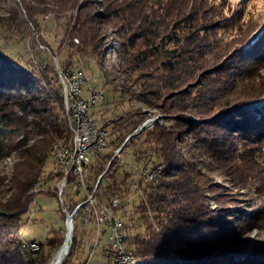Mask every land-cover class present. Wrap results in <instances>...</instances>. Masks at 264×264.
Here are the masks:
<instances>
[{
  "label": "trees",
  "instance_id": "16d2710c",
  "mask_svg": "<svg viewBox=\"0 0 264 264\" xmlns=\"http://www.w3.org/2000/svg\"><path fill=\"white\" fill-rule=\"evenodd\" d=\"M79 1L14 0L8 24L20 19L49 46L42 22L48 15L64 32L58 53L66 50L71 57L60 61L61 68L75 65L74 59L87 67L101 66L104 45L96 16ZM129 1L133 4L112 0L103 16L116 18V48L125 69L136 75L114 89L132 94L141 105L113 117L103 111L96 119L108 128L112 148L96 153L99 159L87 167L88 191L96 189V201L90 208L82 204L73 216L71 249L63 264L81 251V226H96L97 213L105 205L114 215L119 210L129 214L124 230L139 258L136 264H264V247L249 253L235 248L243 235L264 223V105L254 106L264 98V27L244 19V5L234 8L227 0ZM5 21L0 15V25ZM107 79L111 84L108 75ZM132 83L139 91H132ZM158 102L167 119L186 129L156 121L139 131L149 116L145 107ZM65 128L64 90L56 68H26L0 46V159L16 153L10 173L0 174V264L50 263L42 243L35 251L24 246L27 214L36 210L39 194L56 196L64 219L86 197L75 200V173L69 175L71 203L62 199L64 191L55 185L42 187L62 175L51 173L57 169L56 159L51 171L48 164L55 158L54 143L72 137ZM186 133L194 134L198 146L218 161L234 186L256 196L247 205L251 210L239 209L228 220L218 219L207 195L217 185L178 145L185 142ZM185 145L190 152L189 143ZM127 149L137 164L161 160L164 168L158 180L145 182L135 176L124 161ZM117 198L121 204L112 207ZM50 231V243L61 244L63 229Z\"/></svg>",
  "mask_w": 264,
  "mask_h": 264
},
{
  "label": "rangeland",
  "instance_id": "374dc122",
  "mask_svg": "<svg viewBox=\"0 0 264 264\" xmlns=\"http://www.w3.org/2000/svg\"><path fill=\"white\" fill-rule=\"evenodd\" d=\"M13 1L14 0H0V15L6 18V21L0 25V46H2L8 53L17 58L22 66L29 69H41L42 64H47V66L43 68L46 69L53 67L56 68L57 72L59 71V69L64 70L65 68L70 67H81L82 69H84L87 76L86 88H91L104 94V98L103 100H101L100 104L94 105L92 107L91 118L94 122H97V117L100 116L103 111H106L109 117H113L117 114L122 115L132 108L141 105L140 100L138 98H135L132 94V98L129 99L128 96H131L130 94H123L122 91L114 89L115 85L122 84L123 81L129 83V81L136 76L132 71L129 72L128 69H125L126 62L123 60V57L120 55L119 51L116 48V41L118 40V33L115 32L116 28L114 27L116 18L112 19V16H110V19H108L109 17L105 18L103 16L104 12H108L106 9V5L108 3L112 5L113 2H116L118 4V0H113V2L112 0L79 1L78 4L85 5L84 9L93 12L94 16H96V23L100 29V33L102 34V42L104 45L103 58L100 61L101 66L96 65L93 62L94 66L87 67L85 65V62L77 61L76 59H74L73 61L75 65L62 68L60 66V61H67L71 59L70 55L65 52L66 50H62V52L59 51L58 53L56 49L59 46V41L61 40V37L64 33L62 27L58 25V22H55L53 18H49L48 15H46L48 18L43 19L42 22L45 28L43 31V36L44 39L48 41V46L40 40L38 33L33 32L32 29H29L19 23V18H17L19 19V21H11L10 26L8 24L7 17L11 16L10 8L14 4ZM123 1H127L133 4V2L129 0ZM212 1L217 3L220 2V0ZM227 2L232 3L234 8H238L241 5H244V19H254L256 20V22L261 24L260 26L262 28L264 27V0H227ZM114 7H116V5H114ZM63 21H65V19H63ZM241 22H243V20H241ZM105 72L109 76V80L112 82L111 84L107 82L108 79ZM131 86L132 91H139L138 84L133 85L132 83ZM160 103L156 106L148 105L145 107V111L149 113V116L147 118H154V123L156 121H161L164 125L171 127L174 130L186 129V126L181 125L180 123H176L172 119H167V115L162 111ZM67 119L68 117L66 114V127L68 124ZM109 138L110 136L108 135V139ZM183 138L185 139V142L189 143L190 152H188V148L186 147L185 142H178L179 147L182 149V151H186V153H188L194 161L198 162L200 165L199 168L201 167L202 170L208 172L211 177L212 183L217 185V187H214V189L211 188V190L207 192V195L209 196L208 201L210 203V206L217 210L216 213L218 219L222 221L228 220L236 216L239 209L251 210L247 205L251 203L253 199L256 198V196L253 194H248L244 188L234 186L231 177L225 174L224 171L219 167L218 161H216V159H213L211 155L204 152V150H202L198 146L194 134H183ZM107 143V149L102 151L103 154H106L112 148V146L109 144V140ZM120 151L121 149L118 148L116 150V154L120 153ZM15 157L16 153L13 152L9 156H5L0 159V174L10 173ZM123 157L124 161L127 163H125L126 167L134 170L137 163L134 161L133 155L130 154V149H127L124 152ZM98 159L99 155L94 156L92 159V163H95ZM55 167L56 161L55 158L52 157L48 164V171H51ZM108 168L109 165L107 169ZM107 169L103 173V175L107 172ZM51 173H57V169H54V172ZM61 179V177L60 179L54 178L46 185L43 184L42 187L45 188L47 187V185H55L56 187H58L60 185ZM72 191L73 190L70 185V188L68 187L67 191L64 190L62 199L71 203L72 201L69 200V198L71 199L72 195L74 194ZM83 196V193L80 191L79 194L75 193L74 197L77 198L75 199L76 201H79L83 198ZM133 198H135V196ZM131 200L132 198L127 204V207L129 208L132 207ZM34 205V209L36 210H32L27 214L29 220L23 228L24 243L28 240L36 239L40 243V248L42 243L44 245L46 253H50L51 258L53 259L54 254L59 250L65 239L61 244L56 240V243L54 242L53 244H51L50 240L54 237V234L51 233L50 228H62L65 238L66 217L64 219L60 216V213L58 211L59 199L56 196L39 194ZM115 215L119 218H122L125 222L130 223L128 213L119 210L118 214ZM262 224L263 225L260 226V224L258 223L256 227H253L246 235H243L242 241L239 244L235 245V248L241 249V251L245 253H249L256 249L261 250L264 247V223L262 222ZM103 236V233H101V235H98L97 225L94 226L92 224H89L86 227L82 225L79 229L78 234V237L83 241L81 247L78 248L81 251H78L77 255L75 254L74 256H72L65 262V264H82L83 261H86L89 257L87 253H89V251L91 250L94 251V256L92 258L93 261H104L105 258L108 257V255L104 252L108 246V243L106 239H103ZM40 248L38 250H40ZM69 253L70 250L65 256L64 260H66V258L69 256ZM51 258L49 264H51L52 262Z\"/></svg>",
  "mask_w": 264,
  "mask_h": 264
},
{
  "label": "built area",
  "instance_id": "2783aa9c",
  "mask_svg": "<svg viewBox=\"0 0 264 264\" xmlns=\"http://www.w3.org/2000/svg\"><path fill=\"white\" fill-rule=\"evenodd\" d=\"M46 66L47 64H42V67ZM58 72L68 113L71 121L77 123L76 137H71L66 143L55 146L53 150L57 160V172L62 174L58 188L60 193H63L64 190L67 191L68 187L73 185L69 181V175L75 173L77 179L74 185L79 193L81 191L86 196L78 205L86 204L87 208H90L96 201V189L93 193L88 191L87 167L92 163L96 153L107 149L109 135L107 128L92 120L91 110L94 105L100 104L104 94L86 88V72L80 67L59 69ZM162 163L161 160H156L147 164H137L134 168L135 176L140 177L145 182L158 180ZM120 204L121 200L117 198L112 201L111 206L117 207ZM96 221L98 235H101L103 229L106 231L109 242L107 252L111 253V257H106L104 261H93L94 251L91 250L85 264H136L138 256L131 251V247L127 243L124 220L114 215L111 209L105 205L97 213ZM35 242L36 239L26 241L27 249L35 251Z\"/></svg>",
  "mask_w": 264,
  "mask_h": 264
},
{
  "label": "bare ground",
  "instance_id": "6f19581e",
  "mask_svg": "<svg viewBox=\"0 0 264 264\" xmlns=\"http://www.w3.org/2000/svg\"><path fill=\"white\" fill-rule=\"evenodd\" d=\"M262 105H264V103ZM66 114H67V117H68V119H67L68 124H67L66 130H69L71 132L72 137H76L77 123H76V121H71V117H70V115L68 113L67 106H66ZM67 141L68 140L65 139V138L58 139L54 143V147L55 146H60L61 143H66ZM54 147H53V149H54ZM163 168H164V166H163V163H162L161 172H162ZM72 232L73 231L71 230V226H69V228H68V238L65 241V243L61 245L59 250L54 254L51 264H62L65 256L68 254V252L70 250V247H71ZM24 246L27 248V243H24ZM39 248H40V243L36 240V242H35V250H38Z\"/></svg>",
  "mask_w": 264,
  "mask_h": 264
},
{
  "label": "water",
  "instance_id": "95a60500",
  "mask_svg": "<svg viewBox=\"0 0 264 264\" xmlns=\"http://www.w3.org/2000/svg\"><path fill=\"white\" fill-rule=\"evenodd\" d=\"M261 28H262V27H261ZM261 28H260V29H261ZM263 103H264V98L261 99V100H259L258 102H256V103L254 104V106H258V105H261V104H263ZM154 121H155L154 118H147V119L142 123V125L140 126V130H139V131H141V130H143V129L149 127V126H151V125L154 123ZM137 133H138V132H137ZM134 134H136V132H135V133H132V134L127 138V140H128L131 136H133ZM127 140L125 141V143L127 142ZM125 143H124V144H125ZM124 144H123V145H124ZM102 176H103V174L101 175L100 178H102ZM79 207H80V205H77L76 208H75L71 213H67V214H66V236H65V240H64L63 244L65 243V241H66L67 238H68V228H69V226H71V230H72V231H73V229H74L73 216L75 215V213H76V211L78 210ZM72 237H73V233H72ZM70 238H71V237H70Z\"/></svg>",
  "mask_w": 264,
  "mask_h": 264
}]
</instances>
